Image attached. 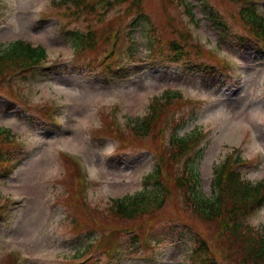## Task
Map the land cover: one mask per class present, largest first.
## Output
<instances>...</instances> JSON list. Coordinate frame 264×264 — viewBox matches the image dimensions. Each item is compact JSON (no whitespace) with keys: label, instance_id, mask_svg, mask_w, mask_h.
Instances as JSON below:
<instances>
[{"label":"rangeland","instance_id":"1","mask_svg":"<svg viewBox=\"0 0 264 264\" xmlns=\"http://www.w3.org/2000/svg\"><path fill=\"white\" fill-rule=\"evenodd\" d=\"M56 1L0 0V49L19 39L31 41L47 50L50 64L43 65L49 71L31 75L26 82V104L17 102L19 90L0 88V127L15 134L22 145L8 148L11 165L0 164L1 211L13 201L8 215L0 216V264H8L11 253L26 257L27 264H80L81 259L86 260L83 264H115L103 252L87 257L96 231L90 226L75 228L78 221L91 219L71 203L77 177L69 172L71 165L63 154L86 162L83 195L104 218L114 198L142 189L155 166V139L125 147L109 138L96 140L93 128L104 109L122 124H133L166 90L182 91L186 102L173 101L164 115L169 121L165 134H203L191 149L193 156L202 151V193L212 195L215 166L238 147L247 160L241 166L243 176L252 182L264 180V160L259 158L264 156V44L249 42L253 38L242 19L230 14L237 12V2L144 0L146 14L135 18L126 5L106 7L94 0L96 13L87 8L69 13ZM257 1L264 7V0ZM186 29L204 46L203 54L192 50L191 58L211 63L214 69H189L165 57L170 40H178ZM89 30L96 33L97 46L77 57L74 35ZM112 46L114 57H107ZM219 57L230 64L227 72L219 67ZM48 107H53L51 114L59 116L58 122L44 116L42 109ZM174 120L180 122L176 130ZM246 220L264 227V207ZM171 221L204 235L216 252L215 264H242L238 243H232L236 254L227 247L234 238L220 234L216 220L199 218L176 191L156 217L160 226ZM155 233L159 234L147 247L142 242L129 251L132 247L120 245L117 264H198L190 242H162L158 227ZM118 235L114 233L115 240L122 239Z\"/></svg>","mask_w":264,"mask_h":264},{"label":"trees","instance_id":"2","mask_svg":"<svg viewBox=\"0 0 264 264\" xmlns=\"http://www.w3.org/2000/svg\"><path fill=\"white\" fill-rule=\"evenodd\" d=\"M112 4L129 3L128 10L134 8L139 12L137 17L145 15L143 11L144 0H106ZM241 1V0H238ZM58 7L65 6L67 10H78L87 8L88 12L95 9L92 0H59ZM212 17L216 15L211 11ZM240 17L244 26L252 34L264 38L263 15L258 12L254 3H245L241 8ZM75 54H84L87 50H93L96 45L94 31L89 33H75ZM179 42L172 41L170 46L177 55L182 54ZM0 88L6 87L12 93L15 86L11 81H6L7 75H12L16 69H22L23 74H35L40 70V62L48 57L47 50L41 45H34L30 41L17 40L0 49ZM179 58H174L177 61ZM214 69V65L205 66ZM203 67V68H205ZM25 77V76H23ZM164 100L156 98L145 116L138 117L136 122L131 124L135 134L126 135L112 120H108L103 114V129L101 133L110 135L120 140L132 142L143 141V137L152 131L159 140L155 142L153 149L157 150V162L152 171L146 175L142 189L134 195H127L121 198H114L110 206L105 210L104 218H95V225L105 232L106 244L104 248L111 251L115 243L114 233L120 234L123 230L125 245L132 247L133 251L137 244H140L150 234H154L156 217L163 212L168 200L176 191L183 198L185 205L204 221H217L220 234L229 233L234 240L229 241L231 252L234 251L233 242L238 243L236 247L242 254V264H264V230L256 228L243 220L256 208L264 204V180L253 183L242 177L237 169L240 155L235 152L229 153L214 169L212 178V195L206 197L200 188L199 165L194 159L186 162L184 169L177 168L179 159L187 152V149L194 144L195 136L173 137L170 144L163 142L162 121L173 100L181 99V95L174 91H166L163 94ZM19 99V95H17ZM23 99V98H22ZM20 98L19 101L22 102ZM47 116V112H44ZM10 146L20 148L21 143L15 134L10 130L0 127V164L6 166L11 163L7 150ZM70 173L76 172L75 167L69 169ZM80 183L74 186L77 191ZM70 199H73L71 197ZM74 205L83 211L87 209L86 202L79 196H74ZM78 208V209H79ZM1 209V206H0ZM93 212L94 210H90ZM97 216V213H94ZM246 221V220H245ZM161 232V241L184 240L191 243V256L194 261L201 264H215L216 252L209 246L207 240L199 231L187 224L170 222ZM188 230V235L185 233ZM150 233V234H148ZM145 234H148L144 236ZM139 247V246H137ZM8 264H16L14 256L7 257Z\"/></svg>","mask_w":264,"mask_h":264}]
</instances>
